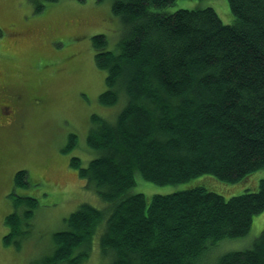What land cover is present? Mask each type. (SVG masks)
Returning a JSON list of instances; mask_svg holds the SVG:
<instances>
[{"label":"trees","instance_id":"trees-1","mask_svg":"<svg viewBox=\"0 0 264 264\" xmlns=\"http://www.w3.org/2000/svg\"><path fill=\"white\" fill-rule=\"evenodd\" d=\"M174 1L112 0L123 26L116 51L104 34L92 37L105 71L99 101L125 104L114 122L92 116L86 142L100 154L86 167L75 157L70 165L108 206L72 212L42 264H86L99 230L100 264H202L209 247L245 236L264 210V177L257 191L229 198L202 185L149 202L127 193L136 173L159 185L203 175L235 183L264 169V0H227L232 24L211 7L161 11ZM43 7L39 0L36 10ZM76 138L69 135L66 151ZM12 184L27 187L28 173L15 172ZM12 206L3 244L18 247L37 200L16 197ZM214 264H264V231Z\"/></svg>","mask_w":264,"mask_h":264},{"label":"rangeland","instance_id":"rangeland-1","mask_svg":"<svg viewBox=\"0 0 264 264\" xmlns=\"http://www.w3.org/2000/svg\"><path fill=\"white\" fill-rule=\"evenodd\" d=\"M38 3L0 0V97L9 102L8 94H20L14 125L0 131V264H42L51 251L52 234L65 229V219L72 212L83 203L99 209L108 206L70 162L75 157L86 167L99 156L86 142L92 116L114 122L125 104L124 97L113 105L100 103L99 95L106 90L105 71L96 66L91 45L93 36L104 34L107 48L117 49L123 26L112 13V0H42L44 7L37 11ZM206 7L213 8L224 24L234 22L227 0H176L160 10ZM70 134L76 135V144L66 151ZM19 170L28 173V185L14 190L13 175ZM263 177L260 169L235 183L203 175L159 185L136 173L127 193H141L149 202L153 195L202 185L229 198L257 191ZM28 196L37 200L29 235L18 247L13 242L5 245L3 237L9 230L4 218L14 211L12 198ZM99 231L86 264L105 260L99 251ZM262 231L264 210L254 216L245 236L224 238L209 247L202 264H214L223 254L251 247Z\"/></svg>","mask_w":264,"mask_h":264},{"label":"flooded vegetation","instance_id":"flooded-vegetation-1","mask_svg":"<svg viewBox=\"0 0 264 264\" xmlns=\"http://www.w3.org/2000/svg\"><path fill=\"white\" fill-rule=\"evenodd\" d=\"M19 92H11L8 94L9 102L4 96L0 97V129L11 128L17 118L19 107H17ZM5 109V110H4Z\"/></svg>","mask_w":264,"mask_h":264}]
</instances>
